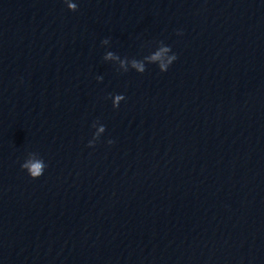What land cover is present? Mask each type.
I'll use <instances>...</instances> for the list:
<instances>
[{"label": "clouds", "instance_id": "1", "mask_svg": "<svg viewBox=\"0 0 264 264\" xmlns=\"http://www.w3.org/2000/svg\"><path fill=\"white\" fill-rule=\"evenodd\" d=\"M68 7L70 9L75 10L77 8L76 4H69ZM157 57H154V59ZM173 60H176V55L172 57ZM117 100L121 99V97H117ZM110 143H112L110 141ZM23 167H27L29 169V174L32 179H37L41 175V165L39 163L31 164V165H24Z\"/></svg>", "mask_w": 264, "mask_h": 264}]
</instances>
